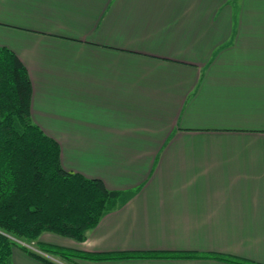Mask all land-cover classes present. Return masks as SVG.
<instances>
[{
  "label": "crops",
  "instance_id": "crops-1",
  "mask_svg": "<svg viewBox=\"0 0 264 264\" xmlns=\"http://www.w3.org/2000/svg\"><path fill=\"white\" fill-rule=\"evenodd\" d=\"M0 46L63 168L120 192L85 241L38 242L264 264V0H0ZM21 246L13 264H45Z\"/></svg>",
  "mask_w": 264,
  "mask_h": 264
},
{
  "label": "trees",
  "instance_id": "trees-1",
  "mask_svg": "<svg viewBox=\"0 0 264 264\" xmlns=\"http://www.w3.org/2000/svg\"><path fill=\"white\" fill-rule=\"evenodd\" d=\"M32 91L27 68L12 50L0 46V264H13V248L22 245L18 240L38 243L49 257L21 247L45 264H64L56 256L74 263L81 259L213 257L258 264L228 254L87 252L38 242L45 232L85 241L87 232L118 206L120 192L108 189L100 179L63 168L59 143L32 119Z\"/></svg>",
  "mask_w": 264,
  "mask_h": 264
},
{
  "label": "built area",
  "instance_id": "built-area-1",
  "mask_svg": "<svg viewBox=\"0 0 264 264\" xmlns=\"http://www.w3.org/2000/svg\"><path fill=\"white\" fill-rule=\"evenodd\" d=\"M18 242L24 246H26L27 248L33 250V251H36L38 253H41L43 255H46V253L42 252L40 249L37 248V246L34 244V242H31V243H27V242H24V241H21V240H18Z\"/></svg>",
  "mask_w": 264,
  "mask_h": 264
},
{
  "label": "rangeland",
  "instance_id": "rangeland-1",
  "mask_svg": "<svg viewBox=\"0 0 264 264\" xmlns=\"http://www.w3.org/2000/svg\"><path fill=\"white\" fill-rule=\"evenodd\" d=\"M37 248L39 249V246L37 245ZM55 257V256H54ZM56 260L64 263V264H80V263H74L72 262V260H65V259H61L60 257L56 256ZM83 260V259H81Z\"/></svg>",
  "mask_w": 264,
  "mask_h": 264
}]
</instances>
